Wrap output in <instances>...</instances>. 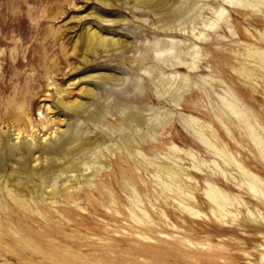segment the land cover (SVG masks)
<instances>
[{
    "label": "rangeland",
    "instance_id": "rangeland-1",
    "mask_svg": "<svg viewBox=\"0 0 264 264\" xmlns=\"http://www.w3.org/2000/svg\"><path fill=\"white\" fill-rule=\"evenodd\" d=\"M182 1L184 0H172L169 7L178 6ZM209 1L212 7L206 8L200 17L194 13L195 17L197 15L194 22H191L193 19L191 14L185 17L184 25L178 30L167 31L158 28V16L135 9L133 0H0V116L12 112L14 107L16 111L25 102L32 110L30 118L39 123L43 120L39 108L46 100L50 103L55 101L53 95L56 90H48L49 83L55 81L65 87L76 77L82 78L92 73L111 71L121 77L120 83L123 80L133 81L138 74L145 78L143 82L147 88L141 94L142 100L137 105L141 109H148L146 111L148 116L156 117L164 112V109L158 110V107L170 108V104L166 100L160 102L156 80L136 70L140 63L139 61L134 63L133 59L136 57V60H140L141 54L148 51L149 57L145 65H153L156 57L152 49L154 38H165L173 34L177 39H183L187 45L196 43L204 54V59L200 62L201 68L193 71L190 76L191 88L186 93L190 108L180 107L166 128L160 130V138L163 140L148 141L143 149L146 158L149 159L147 160L151 162L168 165L179 156L181 164L187 166L189 169L187 172L194 179L191 182L180 180L177 185L176 180L173 182L166 174L157 172L151 162L147 161L148 164H144L142 158L137 155L138 149L141 148L136 145L131 147L132 157H124L122 151L117 150L118 158L110 154L103 159L112 165L95 178L94 187H88L86 183L80 185V197H77V202L84 210L78 208L74 202L63 201L64 211H61L63 214L46 208L48 215L51 216L48 221L25 218L22 211H16L17 217L22 216L25 219L17 218V222L11 227L20 231V236L27 240L28 245L21 242L20 236H16L5 226L0 236V264H250L262 258L264 235L261 233L264 230L258 229L256 224L248 220L246 208L242 209L239 222L231 225L220 222L213 215L210 202L205 198L203 191L206 186L202 177L210 168L200 160L195 161L170 149L172 141L185 150L193 147L198 154L200 153L198 155L200 159L207 160L208 164L212 160H217L226 168L223 160L206 156L203 154L204 146L193 142L197 140L191 132L188 133L184 125L185 120L181 119V115L191 114L212 126L205 129L212 140L220 141V144L221 141H232L234 145L232 151L238 158L245 155L243 160H247L258 151L245 135L246 129L241 131L237 126H230L229 133L215 111L209 112L212 107L217 109L219 98L213 93L210 99L205 91L203 92L205 81L202 76L211 73L216 78L220 76L215 62L209 61L211 54L207 56L209 50L227 64L229 74L225 80L230 81L233 67L239 69L241 66L233 57L231 49L247 55L248 48L245 44L252 47L260 45L256 38L259 37V31L264 32L262 22L264 0H247L258 4L255 8L260 11L236 7L242 13L237 12L235 7L225 4L223 0ZM221 4L227 9L220 19L221 27L215 30L204 27V22L211 16L215 20L218 19L219 16L213 13ZM96 16H104L115 22H102ZM144 19H148L147 22ZM226 21L229 24L225 23ZM194 25L197 29L196 34L199 35V32L205 29L212 42L198 40L192 33ZM88 26L115 38H123L131 51L123 56L120 50L116 55L114 49L107 54L103 48H99L98 52H87L88 60L84 62L83 35ZM247 29H250L256 38L251 36ZM256 29L258 31H255ZM217 38L223 39L216 40ZM149 40L151 43H148ZM222 46L229 51H218L217 48ZM127 56H130V59ZM77 66L80 67L79 70L76 69ZM212 68L216 70L211 72ZM179 71L189 72L187 67ZM233 75L234 82L243 88L242 93L247 103L264 115V81L259 82V92H255L250 85L243 84L236 73ZM83 86L84 84H80L74 87L76 88L74 93L77 94ZM115 88L121 89L122 85ZM98 91L103 104L105 102L108 104V98L113 99L117 92L104 84H100ZM139 92L133 91L132 96L140 95ZM218 92L223 94L220 87ZM195 106L204 111L196 110ZM150 108H155V111ZM55 112L58 110L44 111V115L54 116ZM166 120H170L169 117ZM109 121H112L111 117L101 121L98 124L100 129L104 128L110 132L112 127L116 126L114 131L119 133L121 122L113 125ZM210 129L215 131L216 136ZM40 135H43V132L38 133V136ZM234 141H245L246 148H240ZM240 151L241 156L237 155ZM199 163L203 172H196L194 166H191ZM234 172L237 173L236 170ZM123 173L126 174V178ZM195 179L201 182L197 184L194 182ZM176 185L185 190L198 189V199L201 200L198 208L204 213L203 216H192L180 208L179 202L188 203V200L173 190L176 189ZM166 186L173 188L167 189ZM91 192L95 197H92ZM111 192L116 197V203L109 201ZM233 192L239 193L237 189ZM244 195L245 199L249 200V194ZM259 208L264 212V207ZM251 209L257 211L252 204ZM232 210H239L236 203L232 205ZM163 213L166 215H162ZM64 215L67 218H64ZM164 233L167 234L166 237Z\"/></svg>",
    "mask_w": 264,
    "mask_h": 264
},
{
    "label": "bare ground",
    "instance_id": "bare-ground-1",
    "mask_svg": "<svg viewBox=\"0 0 264 264\" xmlns=\"http://www.w3.org/2000/svg\"><path fill=\"white\" fill-rule=\"evenodd\" d=\"M133 1L135 9L141 10L145 14L153 13L158 16V28L167 31L178 30L184 25L185 17H189L191 14L193 17V19L191 17V22H194L197 15L202 16L206 8L212 7L209 0H184L178 6L170 7V1L172 0ZM223 2L235 7V10H237L236 7H243L244 9L249 8L256 11L257 8L255 7L258 5L250 1L247 2V0H223ZM106 4L109 3L106 2ZM215 9L213 14H217L218 19L215 20L211 16L204 22V27H209L212 30L221 27L220 19L227 12L226 7L222 4ZM237 12L242 13L239 9ZM194 13L197 14L196 17ZM245 14L248 13L245 12ZM97 18L102 22H115L112 19H106L104 16H98ZM262 22L264 23V20ZM225 23L229 24L228 21ZM228 27L230 28V25ZM257 29L255 31H258ZM196 30V26H192V33L195 34L198 40L212 42L205 29L201 30L199 35L196 34ZM247 32L256 38V35L250 29H247ZM258 33L259 37L256 39L260 41V45L252 47L245 44L248 48L247 55L231 49L233 57L241 64L239 69L232 66L233 73L237 74L243 84L250 85L255 92H259V82L264 81V32L259 31ZM173 35H167L165 38H154L152 49L156 57L153 61L155 63H152L153 65H145L149 57L148 51L141 54L140 60H136V57L133 59L134 63L136 61L140 63L136 70L142 71L156 80L158 86L156 90L160 102L166 100L170 104V108L158 107V110L164 109V112L156 117L148 116L146 114L148 109H141L137 105L142 100L141 94L147 88L145 82H143L145 78L138 74L133 81L123 80L120 83L121 77L119 78L111 71L92 73L82 78L76 77L71 79L65 87L58 85L55 81L49 83L48 90H56L53 95L55 101L50 103L49 100H46L39 108V114L42 116L40 118L43 119H40L41 122L39 123L30 118L29 114L32 110L27 103L25 105V102L20 105L18 111H14V107V112L9 111L10 113L6 112L8 115L0 116V236L3 234L5 226L12 230L16 236H20V231L11 227L17 222V218L23 220L30 217L48 221L51 216L48 215L46 208L54 209L56 212L63 214L61 212L64 211L63 201H67V203L74 202L78 208L84 210L77 202V197H80V185L86 183L88 187H94L96 185L95 178L104 170L111 168L112 165V163H108L103 159H106L110 154L118 158L117 150L122 151L124 157H132L131 147L136 145L141 148L138 149L137 155L142 158L144 164H148L149 159L146 158L147 156L143 151L146 142H161L163 139L160 138V130L165 129L166 125L172 121L174 114L177 113L176 111L181 109L180 107L182 109L190 108L189 99L186 97V93L191 88L190 76L193 71L201 68L200 62L204 59V54H202L199 45L196 43L187 45L183 39H177ZM220 39L223 38H217L216 40ZM148 43H151V41L149 40ZM99 48H103L107 54L111 49H114L117 52L116 55L120 50L123 56L128 55L131 51L123 38H115V36L101 33L92 26L86 27L82 46V59L84 62L88 60L87 52H98ZM217 50L224 52L228 49L222 46ZM209 53H211L209 61L215 62L220 73L219 78L214 77L212 73L208 76H202L205 81L203 92L205 91L210 99H212L213 93L219 98V102L215 103L217 109L212 107L209 112L215 111L229 133L230 126H237L241 131L246 129L245 135L258 151L247 160H243L245 155L241 156L242 152L240 151L237 155H240L241 158H238L232 151L234 148L232 141H221L220 144V141L212 140L205 132V129L212 126L191 114L181 115V119L185 120L184 125L188 129V133L191 132L197 140L193 142L204 146L205 152L203 151V154L206 156L210 155L220 158V161L223 160L226 168H223L217 160H212L208 164L207 160L200 159L198 157L200 153L198 154L193 147L185 150L172 141L170 149L177 154L182 153L189 156L195 161L200 160L210 168L209 172L202 177L206 186L203 191L205 198L210 202L213 215L220 222L230 225L239 222L242 209L246 208L248 220L252 224H256L258 229L264 230V212L259 208V206L264 207V115L247 103L242 93L243 88L234 82L233 73L230 75V81L225 80L227 74H229L226 69L227 64L218 59L213 51L209 50L207 56ZM127 58L130 59V56H127ZM184 67L188 68V73H180L179 69ZM79 68V66L76 67L78 70ZM72 70L74 71L75 68ZM214 70L212 68L211 72H214ZM80 84H84V86L75 94L74 89L76 88L74 87ZM100 84L109 86L112 91L117 90L113 99L108 98V104L106 102L103 104L101 101L102 96L98 91ZM117 85H122V88L116 89ZM219 87L222 89L223 94L218 92ZM133 91H140V95L132 96ZM195 107L196 110L201 111L198 106ZM114 109L115 112H113ZM150 109L155 111V108ZM57 110L58 112H55L54 116L44 115V111ZM109 117L112 119L109 122L113 125L121 122L122 126L118 128V134L114 131L116 126H111V133L105 131L104 128L103 130L100 129L98 124ZM167 117L170 120H166ZM4 128L8 129L4 130ZM42 132L43 135L38 136V133L41 134ZM211 133L216 136L214 130H211ZM234 142L240 148H246L245 141ZM148 162H151V160ZM181 163L179 156H176L172 163L168 165L162 164V162H151L157 172L166 174L173 182L176 180L177 185L180 180L191 182L194 179L187 172L189 171L187 166L184 167ZM134 164L138 165L137 163ZM196 164H191V166H194L193 169L196 172H203L200 163ZM235 170L237 173L234 172ZM123 176L124 178L127 177L124 173ZM194 182L198 184L201 181L195 179ZM103 186L107 187L105 184ZM170 186H166V188H173H170ZM236 189L239 191L238 194L233 192ZM173 190L181 193L188 200V203L178 201L182 210L189 212L192 216L204 215L198 208L201 200L198 199L197 188L194 191L193 189L185 190L177 186ZM244 193L249 194V200L245 199ZM110 194L109 201L116 203V197L112 192ZM91 195L95 197L92 192ZM89 197L88 200L90 201ZM89 201L87 202L89 203ZM234 203L237 204L239 210H232ZM251 204L254 208H257L256 212L252 210L253 208L251 209ZM16 211H22L25 218L22 216L17 217L15 215ZM162 215L166 214L163 213ZM64 218H67L66 215H64ZM138 221L141 222L139 219ZM261 234L264 235V232ZM20 238L21 242L28 245L24 237L20 236ZM260 259L258 262L255 261V263L251 262L250 264H264V254Z\"/></svg>",
    "mask_w": 264,
    "mask_h": 264
}]
</instances>
